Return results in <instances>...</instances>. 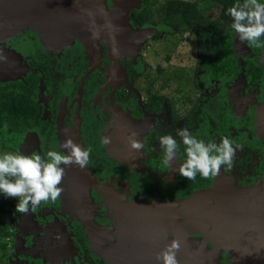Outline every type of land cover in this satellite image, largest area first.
Wrapping results in <instances>:
<instances>
[{
    "label": "flooded vegetation",
    "instance_id": "1",
    "mask_svg": "<svg viewBox=\"0 0 264 264\" xmlns=\"http://www.w3.org/2000/svg\"><path fill=\"white\" fill-rule=\"evenodd\" d=\"M134 1L116 0L109 8L116 17L112 28L100 29L104 38L93 39L87 32L91 40H61L58 31H44V38L25 29L0 41L5 48L0 52V87L18 92L22 106H27L25 127L4 136L6 149L47 160L49 150L64 152L60 145L66 137L91 147L86 167L62 165V192L56 200L41 201L26 213L3 214L11 216V222L0 264H161L157 256L173 239L180 243L178 264H264L263 49L259 43L239 40L231 19L216 31L203 30L207 38L202 42V28L197 26L195 91L201 84L204 96L213 93L211 100L204 106H170L150 90L152 78L145 90L139 87L145 76L141 45L148 37L157 40L151 26L168 38L176 32L187 36L193 27L169 31L157 23L136 25L131 12L140 11L143 1L137 0L138 6ZM123 2L128 4L124 18ZM224 31L228 34L219 45V51L224 50L219 57L234 71L209 78L206 60ZM19 34L24 36L21 53L10 41ZM243 56L251 63L245 82L234 73ZM155 72H162L160 65ZM12 83H19L18 88ZM162 84L164 91L171 89L170 81ZM219 99L223 104L214 102ZM180 128L206 143L227 135L238 146L231 167L222 166L208 178L182 177L177 168L185 158L183 145L177 159L165 164L159 143L164 134L179 142ZM103 136L110 142L102 144ZM130 140L140 141L142 147L131 148ZM259 178L258 193L245 197ZM230 207L238 215L244 210L246 218L230 215ZM235 219L247 222L245 228ZM193 221L206 225V236L191 229ZM234 237L244 240V247L241 240H234L237 247L225 244ZM9 239H15V245H9Z\"/></svg>",
    "mask_w": 264,
    "mask_h": 264
},
{
    "label": "clouds",
    "instance_id": "2",
    "mask_svg": "<svg viewBox=\"0 0 264 264\" xmlns=\"http://www.w3.org/2000/svg\"><path fill=\"white\" fill-rule=\"evenodd\" d=\"M231 17V28L239 40L253 44H264V0H235L227 8ZM4 59L0 56V60ZM179 142L173 135L159 137L162 148V160L165 164L177 159L180 146L183 145L185 158L179 163L177 171L188 180L197 175L203 178L215 176L221 167L230 168L238 146H234L225 135L218 142L206 143L193 135L188 129L180 128L176 132ZM102 144L110 142L107 136L101 137ZM130 147L139 150L140 141L130 140ZM60 147L64 152L49 150L47 160L39 154L26 155L19 150L0 151V196L15 198L14 208L26 213L41 201L56 200L62 192L59 186L64 175V167L74 163L84 168L89 164L91 147H82L71 137H66ZM180 243L173 239L158 254L161 264H178L176 251Z\"/></svg>",
    "mask_w": 264,
    "mask_h": 264
},
{
    "label": "rangeland",
    "instance_id": "3",
    "mask_svg": "<svg viewBox=\"0 0 264 264\" xmlns=\"http://www.w3.org/2000/svg\"><path fill=\"white\" fill-rule=\"evenodd\" d=\"M147 8L150 10L152 17L154 18L155 13L160 10L165 3L166 0H145ZM184 1H193V0H184ZM103 5H104V10L109 12V2L110 0H103ZM219 11V7L217 5H214L210 7L209 9V17L210 18H215L217 17V13ZM100 16V15H99ZM98 16V17H99ZM107 16V15H106ZM110 18H104L103 23L104 26H102V29L105 28H112L113 26H110L106 22H108ZM79 25L86 31L88 32L93 39L95 38H104L103 33L100 31L99 27H95L89 22L85 20H80ZM227 27V26H226ZM151 28L155 29V33L157 34V40H152L151 38H147L141 45L140 49V54L143 55L140 57V69L141 72L145 74L140 79V88L141 90H145L146 82L148 84V78L149 80L152 78L151 82L152 85L150 84V90H154L155 92L161 94L164 96V98L169 102L170 106H191L195 102L197 103V106H204L207 102L211 100V95L209 92L207 96H204L205 92L200 90L201 84H199V88L197 87V90L195 91V82H198L199 78V70L195 68L196 62H195V47L193 40L195 39V32H199L198 27H193L192 30H190V34H187V36L182 35L180 32H176L173 35L170 36V38L164 36L165 33L159 29L158 27L151 26ZM133 33L132 31H130ZM228 32L224 31L220 33L221 39H218V43L216 41V44L213 45L212 49L210 50V55L208 56L206 63L208 66H210V71L211 73L209 74V78L211 77H219L223 76V74L230 72L231 73L234 71V68L231 66V64H226V61L222 62L220 59L219 55L221 52L223 53L224 50L221 52L219 51V48L224 44V38L227 36ZM21 34L17 35L14 37V39H10V41H15L13 42L14 47L19 49V44L23 42L22 40L24 39V36H21ZM103 35V36H101ZM97 40V39H96ZM5 44V43H4ZM218 44V45H217ZM0 52H2L5 48L3 45H0ZM3 47V48H2ZM122 50V49H121ZM123 51L125 52V49L123 48ZM21 53V52H18ZM169 59V62H163L165 58ZM161 66L162 72L156 73L155 68L157 66ZM251 63L249 62V59L247 56H243L242 59L240 60V69L235 71L234 73L236 75L239 74V79L240 81L246 80L250 69ZM170 81V87L171 89L168 90V92L164 91L163 88V82H168ZM166 87V86H165ZM168 88V87H167ZM166 88V89H167ZM140 96V95H139ZM200 97L201 100H196V98ZM190 102L192 104L190 105ZM215 103H220V99L217 101H214ZM259 103V101H258ZM227 104V103H226ZM196 106V105H195ZM6 144L3 141V139L0 138V151H8L6 149ZM17 149H13L12 151H15ZM10 151V150H9ZM261 178H264V171L260 175ZM262 180L257 179L251 186L250 188H256L260 184ZM248 192V193H247ZM247 194H250L249 190L247 191ZM0 199H5V200H15V198H5L3 196H0ZM0 220L3 221H8L11 222V216L8 217L6 215L0 216ZM16 224V222H15ZM196 221L191 223V229L196 230L206 236L207 234L205 233V230L202 228L204 225H197L196 228ZM212 233V231H211ZM234 240H241V245H243L242 239L238 237H234L232 241H229L228 243L226 242L225 244L228 247H237L238 243L234 242ZM15 239H9L8 243L9 245L13 244L15 245ZM244 247V246H242ZM9 249V248H8ZM7 249V250H8ZM10 254V253H9ZM5 258V257H4ZM3 258V259H4Z\"/></svg>",
    "mask_w": 264,
    "mask_h": 264
},
{
    "label": "trees",
    "instance_id": "4",
    "mask_svg": "<svg viewBox=\"0 0 264 264\" xmlns=\"http://www.w3.org/2000/svg\"><path fill=\"white\" fill-rule=\"evenodd\" d=\"M142 8L134 14L131 12L132 22L136 25L157 23L159 27L168 28L169 31L176 29L190 30L192 27H200L198 40L202 42L207 38L206 32L216 31L221 28L222 23L231 19L227 15V8L235 3V0H166L162 8L155 13L154 18L147 8L146 1L142 0ZM217 5L219 7L216 19L210 18L208 11L210 7ZM13 87L18 88L19 83H12ZM20 94L11 88L0 87V137L10 132H19L25 127V108L22 106ZM16 135H13L15 138ZM17 137V136H16ZM16 201L0 199V215L17 211L14 208ZM9 224L0 221V252L5 249V238L9 235Z\"/></svg>",
    "mask_w": 264,
    "mask_h": 264
},
{
    "label": "water",
    "instance_id": "5",
    "mask_svg": "<svg viewBox=\"0 0 264 264\" xmlns=\"http://www.w3.org/2000/svg\"><path fill=\"white\" fill-rule=\"evenodd\" d=\"M75 1L77 3V7L71 5ZM102 1L103 0H0V41L7 40L16 34L21 33L25 29L36 31L46 38L44 30L47 31L48 27L52 25V16L56 17L55 23H53V25L55 24L60 32L68 28L65 32L58 34L61 40L66 38H82L86 41L91 40L89 38V34L85 32L79 25V21L81 19L101 29V27L104 26V18H107L108 16V19L110 18V20H108L106 23L110 26H113L112 17L113 15L116 17L114 10L113 12H107L104 10ZM124 2L121 7L124 9V12H121L123 18L128 6V4ZM115 4L116 0H110L109 8H113ZM133 4L138 6L139 2L136 0L133 2ZM26 15L28 16V19L24 18ZM48 16L50 17L49 21H47ZM64 23H67L68 26L64 25ZM78 28H80L84 33L79 34L77 32ZM69 30L73 32V35L68 36ZM76 32L77 34L75 35L74 33ZM48 33L51 34L50 31ZM262 39H264V35H262ZM260 46L261 49H263L261 51L264 55V44H260ZM258 190L259 187L250 189L249 192L252 191L250 194H255L258 193ZM247 193H245V197L250 196V194L248 195ZM233 206H235L234 203L232 207ZM242 209L243 208L241 207V210ZM236 211L239 212L238 209ZM243 211L244 210L240 211L238 215L234 213L230 207L229 214H235V216L238 215L237 217L243 220L245 217L241 214ZM252 222V224H255L254 221ZM246 223L247 222L242 221L237 222L240 229L245 228L244 226Z\"/></svg>",
    "mask_w": 264,
    "mask_h": 264
},
{
    "label": "bare ground",
    "instance_id": "6",
    "mask_svg": "<svg viewBox=\"0 0 264 264\" xmlns=\"http://www.w3.org/2000/svg\"><path fill=\"white\" fill-rule=\"evenodd\" d=\"M71 5H73V6H76L77 7V3H76V1L74 2V3H72ZM119 8V5H118V7H117V9ZM25 19H28V16L26 15L25 17H24ZM49 19H50V17L48 16L47 17V21H49ZM55 20H56V17L55 16H52V25H50V27H48V29H47V31L46 32H54V31H58V32H60V30L57 28V26L54 24L53 25V23H55ZM64 25H66V26H68L67 25V23H64ZM68 28H66L65 30H62V32L61 33H63V32H65L66 30H67ZM45 31V30H44ZM77 32L79 33V30H77ZM76 32V33H77ZM73 32L71 31V30H69L68 31V36H70V35H73L72 34ZM76 33H74L75 35H76ZM80 34V33H79ZM75 37V36H74ZM244 206V205H243ZM200 208V207H199ZM255 209H256V207H255ZM253 210V209H252Z\"/></svg>",
    "mask_w": 264,
    "mask_h": 264
}]
</instances>
